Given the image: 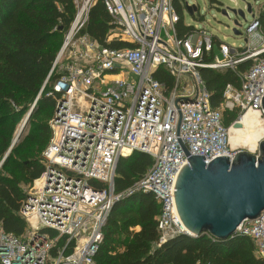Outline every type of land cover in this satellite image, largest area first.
Wrapping results in <instances>:
<instances>
[{
	"label": "built area",
	"instance_id": "2783aa9c",
	"mask_svg": "<svg viewBox=\"0 0 264 264\" xmlns=\"http://www.w3.org/2000/svg\"><path fill=\"white\" fill-rule=\"evenodd\" d=\"M97 1L72 0L75 14L51 68L60 75L47 93L55 108L44 171L22 200L25 231L15 235L0 225V264H93L113 204L137 192L151 193L160 206L157 245L185 232L174 200L177 175L188 163L180 143L205 163L231 159L238 150L229 141L234 121L226 125L224 112L241 117L254 109L264 116L258 16L246 27L243 46L220 41L215 49L214 36L196 25L183 38L176 35L172 0H101L115 25L108 40L128 42L112 48L81 32ZM248 60L239 84L227 83L213 105L201 69L235 70ZM158 68L171 85L153 76ZM125 149L150 155L152 164L114 192L118 160L130 155ZM235 234L248 237L264 258V211L244 219Z\"/></svg>",
	"mask_w": 264,
	"mask_h": 264
},
{
	"label": "trees",
	"instance_id": "16d2710c",
	"mask_svg": "<svg viewBox=\"0 0 264 264\" xmlns=\"http://www.w3.org/2000/svg\"><path fill=\"white\" fill-rule=\"evenodd\" d=\"M172 3L178 14L176 35L183 38L193 25L185 24L179 14L181 0ZM74 14L72 0H0V162L15 138L17 124L28 114L17 141L0 164V225L15 235L26 228L19 212L26 197L24 187L44 171L40 154L51 138V129L42 115L51 118L54 112L55 98L47 93L60 72L51 68ZM260 22L263 24V19ZM114 26L98 0L90 8L81 32L112 48L128 46L126 41L108 40ZM219 42L214 36V45ZM250 63L241 62L235 70L201 69L213 105L227 83L239 84L238 73ZM153 76L168 86L172 83L162 68L156 69ZM223 115L224 123L230 125L237 112ZM125 154L130 155L121 157L116 166L114 192L129 187L152 164L151 156L142 151ZM159 213L160 206L149 192H137L115 202L93 264H264V258L254 254L251 240L239 234L224 240L206 234H177L157 245Z\"/></svg>",
	"mask_w": 264,
	"mask_h": 264
},
{
	"label": "water",
	"instance_id": "95a60500",
	"mask_svg": "<svg viewBox=\"0 0 264 264\" xmlns=\"http://www.w3.org/2000/svg\"><path fill=\"white\" fill-rule=\"evenodd\" d=\"M186 9L192 14L197 8L187 5ZM246 10L252 11L249 2ZM233 12L244 16L242 9ZM222 13L228 14V11L223 9ZM233 32L241 34L236 28ZM261 106L264 111V93ZM27 116L10 148L17 141ZM180 145L188 161L174 186L175 206L186 229L180 234L196 237L209 233L214 239L224 240L236 233L244 219H255L264 211V139L258 143L257 154L240 149L231 159L217 156L208 163L203 155H190Z\"/></svg>",
	"mask_w": 264,
	"mask_h": 264
},
{
	"label": "rangeland",
	"instance_id": "374dc122",
	"mask_svg": "<svg viewBox=\"0 0 264 264\" xmlns=\"http://www.w3.org/2000/svg\"><path fill=\"white\" fill-rule=\"evenodd\" d=\"M185 2L188 5H195L197 9L193 11L192 14H190L186 9ZM246 2H249L251 4V9H252L251 12H247ZM223 9L227 10L228 14H223L222 13ZM239 9H242L244 11L243 17L233 12V10H239ZM179 14L181 15L183 22L185 24H189L193 26L196 25L199 29H205L208 31L209 34L217 37L219 41H224L229 45H234V46L242 45L243 46L245 44V40H244L245 29L249 25V23L253 20V17L258 16L259 22H260V19H263V22H264V0H235V1L233 0H181V8H180ZM235 21H237V24H235ZM234 28L240 31L241 34H235L233 32ZM258 31L261 33H264V23L262 24L260 22ZM216 46L217 45H215V49H217ZM239 118H240L239 113H237V117L235 120H238ZM262 118L264 119V116H262ZM23 119L17 124L15 135L18 129L20 128ZM42 119H46L47 122L50 123L51 118H45L42 115ZM51 137H52V131H51ZM50 140L48 144L50 143ZM257 148L254 149L253 151H250V150L248 151L251 153H254V152L257 153ZM45 149L46 148H44V150ZM237 149L247 150L246 148H237ZM43 151H42V154H40V156L41 155L43 156ZM44 164H45V159H44ZM33 185H34V182L24 187L25 193L30 191ZM26 224L28 225L29 223L26 222ZM136 229L138 228L136 227Z\"/></svg>",
	"mask_w": 264,
	"mask_h": 264
},
{
	"label": "bare ground",
	"instance_id": "6f19581e",
	"mask_svg": "<svg viewBox=\"0 0 264 264\" xmlns=\"http://www.w3.org/2000/svg\"><path fill=\"white\" fill-rule=\"evenodd\" d=\"M235 1V0H233ZM264 137V119L254 109L247 110L230 125L229 141L233 148H246L253 151ZM130 153L124 150V153Z\"/></svg>",
	"mask_w": 264,
	"mask_h": 264
},
{
	"label": "crops",
	"instance_id": "0c3cea01",
	"mask_svg": "<svg viewBox=\"0 0 264 264\" xmlns=\"http://www.w3.org/2000/svg\"><path fill=\"white\" fill-rule=\"evenodd\" d=\"M187 25H189V24H187Z\"/></svg>",
	"mask_w": 264,
	"mask_h": 264
}]
</instances>
